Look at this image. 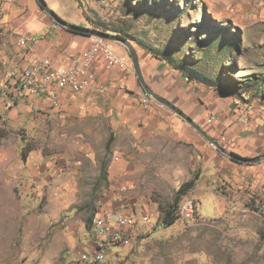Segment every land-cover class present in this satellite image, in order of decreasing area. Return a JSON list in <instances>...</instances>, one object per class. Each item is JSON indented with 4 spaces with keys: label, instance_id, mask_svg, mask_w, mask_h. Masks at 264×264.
<instances>
[{
    "label": "rangeland",
    "instance_id": "374dc122",
    "mask_svg": "<svg viewBox=\"0 0 264 264\" xmlns=\"http://www.w3.org/2000/svg\"><path fill=\"white\" fill-rule=\"evenodd\" d=\"M80 6L87 28L124 31L137 55L144 46L163 50L223 85L224 92L207 85L215 89V119H264V0H81ZM20 14L55 24L35 0H0V264H92L77 254L92 252L85 248L95 242L93 220L115 197L127 201L137 231L131 242L111 245L99 264H264V203L228 188L224 169L211 190L217 214L208 200L199 205L200 197L188 193L179 204L194 200V219L164 226L158 209L175 205V189L148 177L135 189L100 179L107 123L61 119L51 102L41 106L42 98L15 92L8 74L19 67L3 43ZM12 35V56L25 53L28 47L17 43L23 34ZM110 45L129 57L120 43ZM112 159L110 147L106 167Z\"/></svg>",
    "mask_w": 264,
    "mask_h": 264
},
{
    "label": "crops",
    "instance_id": "0c3cea01",
    "mask_svg": "<svg viewBox=\"0 0 264 264\" xmlns=\"http://www.w3.org/2000/svg\"><path fill=\"white\" fill-rule=\"evenodd\" d=\"M44 1L66 23L91 26L79 0ZM9 28L12 32L3 46L9 43L5 51L11 59L10 64L15 61L18 70L37 57L49 58L55 68L65 66L92 41V37L55 28L51 21L44 19V15L26 20L25 14H20ZM14 33L27 35L30 41L26 42L28 48L25 53L12 56V51L17 52L12 40ZM115 49L124 54L122 47L115 45ZM138 59L147 87L180 109L204 134L147 95L133 69L108 71L104 59L96 58L90 68L94 80L89 89L74 93L68 89L52 88L58 100L54 110L62 112L61 119L109 125V137H113V159L106 167V178L110 185L135 189L140 187L142 178L148 177L157 186L164 185L177 191L197 175L198 179L188 193L200 197L199 205L203 200L212 205L215 175L224 169L228 188L255 202L264 203V160L258 164L239 163L223 153L225 157L219 159L209 146L210 140H214L221 148L243 158L261 157L264 155V119H215L213 87L187 81L179 70L148 51L138 55ZM145 98L149 99L147 104L143 103ZM49 103L47 97L39 102L41 106ZM126 203L119 197L107 200L104 216L129 215L131 210L125 206ZM215 210L212 205L213 214L218 213ZM95 244L96 240L92 248L85 249L94 252Z\"/></svg>",
    "mask_w": 264,
    "mask_h": 264
},
{
    "label": "built area",
    "instance_id": "2783aa9c",
    "mask_svg": "<svg viewBox=\"0 0 264 264\" xmlns=\"http://www.w3.org/2000/svg\"><path fill=\"white\" fill-rule=\"evenodd\" d=\"M81 2V0H79ZM54 27H59L54 24ZM30 37L22 35L17 42L21 48L26 47ZM103 58L105 69L111 71L118 69L126 72L131 69L129 57L119 56L112 49L110 42L92 37L88 46L73 60L65 66L55 68L49 58L37 57L32 63L23 66L20 70H12L8 74L9 80L14 85V90L19 95H24L32 100L47 97L51 104L57 105L58 100L53 87L68 89L74 93H81L89 89L93 84L94 76L90 72L91 64L96 58ZM148 98L143 100L147 104ZM224 140L223 138L220 139ZM212 149L216 145L209 142ZM195 202L192 199H184L178 207V218L191 222L194 219ZM264 214V208L260 209ZM148 218L144 216V219ZM92 234L97 244L94 252H79L78 259L92 264L103 262L109 247L117 243H129L137 231V223L132 215L119 214L111 216L106 214L103 217L93 220ZM123 231L125 233H123Z\"/></svg>",
    "mask_w": 264,
    "mask_h": 264
},
{
    "label": "water",
    "instance_id": "95a60500",
    "mask_svg": "<svg viewBox=\"0 0 264 264\" xmlns=\"http://www.w3.org/2000/svg\"><path fill=\"white\" fill-rule=\"evenodd\" d=\"M39 8L44 11L52 20L53 22L58 25L59 27L73 33H78L79 35H85L88 37H94V38H99L108 42H114V43H120L122 46H124L127 51L128 55L131 61L132 68L135 72V75L137 76V79L141 85V87L144 89V91L149 95L152 99H154L157 102H160L162 106L167 107L170 109L172 112H174L176 115L181 117L183 120H185L187 123H189L193 129L200 131V133L204 134L202 130H200V127L196 125L195 123L192 122V120L185 115L180 109L175 107L173 104H171L169 101L161 97L160 95H157L149 87H147V84L144 81V78L142 76L141 68L139 65V59L137 52L135 48L132 46V44L125 38L120 37L119 35L116 34H110L102 30H97V29H90L87 27H81L73 24L66 23L65 21L61 20L48 6L46 3H44V0H35ZM210 142L214 143L216 145V148L226 155L228 158H230L234 162H239V163H248V164H258L261 161L264 160V155L261 157H258L256 159H246L243 158L239 155H236L232 152H228L225 149L221 148L219 144L214 141L210 140Z\"/></svg>",
    "mask_w": 264,
    "mask_h": 264
},
{
    "label": "trees",
    "instance_id": "16d2710c",
    "mask_svg": "<svg viewBox=\"0 0 264 264\" xmlns=\"http://www.w3.org/2000/svg\"><path fill=\"white\" fill-rule=\"evenodd\" d=\"M97 29L103 30V31H109L106 29H102L98 26H94ZM112 33H115L116 35H119L120 37H123L125 39L126 36L124 31H112ZM146 51H148L149 53H151L153 56H155L157 59L164 61L165 63L173 66L175 69L179 70L182 75L187 79V81H195V82H199L205 85H216L218 86L217 90L220 92H224V86L219 84V83H213V81H211L205 74H203L202 72H200L198 69H196L195 67L191 66L189 63L185 62V61H177L175 60L172 55L168 52H165L163 50H157L154 49L153 47L150 46H144L143 47ZM214 85V86H215ZM113 142V137L112 135L109 137V139L107 140L106 143V154L104 157V160L101 164L100 167V179L105 180L106 179V163H107V159H108V152L109 149L112 145ZM198 179V176L195 175L190 181H187L185 183H183L179 189L176 192V196L174 198L173 201V206H171V209H166L164 207L159 206L158 211H160L161 214V223L164 226H171L173 225L177 219L178 216L176 214V210L179 207V201L180 199L187 195L189 191H191V189L194 187L196 180ZM182 202V201H181ZM180 202V203H181Z\"/></svg>",
    "mask_w": 264,
    "mask_h": 264
}]
</instances>
